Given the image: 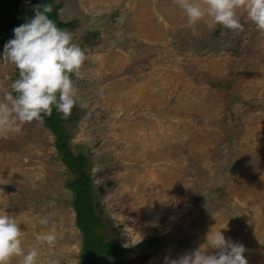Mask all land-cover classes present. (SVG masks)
<instances>
[{
    "label": "rangeland",
    "instance_id": "374dc122",
    "mask_svg": "<svg viewBox=\"0 0 264 264\" xmlns=\"http://www.w3.org/2000/svg\"><path fill=\"white\" fill-rule=\"evenodd\" d=\"M59 1L56 24L72 20L85 52L67 144L87 158L100 232L126 248L103 263L168 264L220 229L264 264V32L243 9L236 31L189 25L177 0ZM16 77L0 60V99ZM55 139L36 120L0 135V213L19 221L25 251L55 232L37 264H79L74 175Z\"/></svg>",
    "mask_w": 264,
    "mask_h": 264
},
{
    "label": "clouds",
    "instance_id": "9594fccd",
    "mask_svg": "<svg viewBox=\"0 0 264 264\" xmlns=\"http://www.w3.org/2000/svg\"><path fill=\"white\" fill-rule=\"evenodd\" d=\"M189 25L210 18L209 28L217 24L230 30L243 28L237 11L243 9L255 27L264 32V0H177ZM51 5L34 8V14L24 23L13 27V35L4 43L0 60L10 62L17 69L10 90L0 99V135L8 131L20 133L26 122H43L55 109L66 118L76 103L72 76L79 75L85 60L84 50L72 40L67 30L59 27L48 15ZM40 224L48 223L46 216ZM19 221L0 213V264H9L19 257V264H37L38 244H52L54 231L39 233L37 244H22ZM217 249L206 253L205 247ZM242 243L226 239L220 229L206 236V245L186 253L168 264H247Z\"/></svg>",
    "mask_w": 264,
    "mask_h": 264
},
{
    "label": "trees",
    "instance_id": "16d2710c",
    "mask_svg": "<svg viewBox=\"0 0 264 264\" xmlns=\"http://www.w3.org/2000/svg\"><path fill=\"white\" fill-rule=\"evenodd\" d=\"M51 5L48 13L56 23L58 9L61 6L59 0H0V44L4 43L13 35L12 29L24 23L34 14V8L42 9L44 5ZM72 20L57 24L61 28L72 27ZM63 117L53 109L50 116L43 120V124L50 128L56 135L55 146L60 160L72 171L74 177L67 182L74 192L72 200L75 211V223L82 232L81 260L79 264H104L103 254H114L124 251L126 248L107 239L100 232L104 220L96 213L91 192V180L86 171L87 158L83 154L74 155L67 144V132L62 124ZM68 120V118H67ZM150 241L138 242L130 249L137 248Z\"/></svg>",
    "mask_w": 264,
    "mask_h": 264
}]
</instances>
